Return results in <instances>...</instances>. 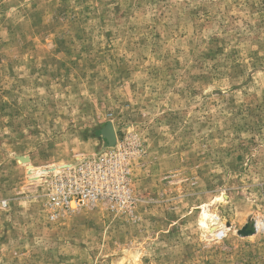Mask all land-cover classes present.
I'll use <instances>...</instances> for the list:
<instances>
[{"label":"rangeland","instance_id":"1","mask_svg":"<svg viewBox=\"0 0 264 264\" xmlns=\"http://www.w3.org/2000/svg\"><path fill=\"white\" fill-rule=\"evenodd\" d=\"M111 151L127 202L50 219ZM0 264H264V0H0Z\"/></svg>","mask_w":264,"mask_h":264},{"label":"built area","instance_id":"2","mask_svg":"<svg viewBox=\"0 0 264 264\" xmlns=\"http://www.w3.org/2000/svg\"><path fill=\"white\" fill-rule=\"evenodd\" d=\"M113 151L99 158L83 157L78 162L53 175L48 182L47 205L50 219L60 213H71L99 201L127 202L128 168Z\"/></svg>","mask_w":264,"mask_h":264}]
</instances>
